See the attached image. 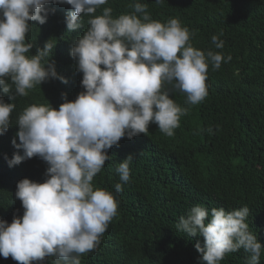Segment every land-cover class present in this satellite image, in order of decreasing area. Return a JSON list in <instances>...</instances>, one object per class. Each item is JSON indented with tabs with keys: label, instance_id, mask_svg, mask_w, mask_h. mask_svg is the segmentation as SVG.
Wrapping results in <instances>:
<instances>
[{
	"label": "clouds",
	"instance_id": "clouds-1",
	"mask_svg": "<svg viewBox=\"0 0 264 264\" xmlns=\"http://www.w3.org/2000/svg\"><path fill=\"white\" fill-rule=\"evenodd\" d=\"M107 3L0 0V92L12 93L10 100L28 96L29 90L49 80L68 82L51 61L56 45L52 39L31 54L33 44L26 42L32 29L29 22L46 23L54 13L46 7L49 4L70 6L69 32L83 27L81 14L89 17L87 30L75 39L69 53L82 73L83 91L74 101L62 93L64 102L58 109L48 102L32 104L16 121L19 144L13 139L12 145L18 151L9 167L33 157L47 164L42 183L24 178L16 185L23 215H14L10 224L0 220V257L10 256L17 264H43L50 256L55 257L53 264H81V257L101 243L117 215V195L130 181L132 155L116 168L121 182L114 192L93 183L111 158L108 150L118 147L122 138L148 133L150 124L173 136L189 109L170 98L167 86L184 93L187 105L200 104L208 96L209 66L219 70L222 61L231 60L230 55L195 48L193 33L179 19L164 23L151 19L147 4L130 5L132 13L115 18L110 7L95 15ZM212 43L217 49L224 47L218 35L212 36ZM15 107L0 98V135L12 124ZM206 131L213 134L211 127ZM249 211L244 206L209 212L196 205L179 218L176 228L189 237H203V246L194 245L203 264H220L241 248L250 253L246 264H259L262 246L246 223Z\"/></svg>",
	"mask_w": 264,
	"mask_h": 264
},
{
	"label": "trees",
	"instance_id": "trees-1",
	"mask_svg": "<svg viewBox=\"0 0 264 264\" xmlns=\"http://www.w3.org/2000/svg\"><path fill=\"white\" fill-rule=\"evenodd\" d=\"M135 3L147 4L151 19L167 22L177 18L193 36L197 49L231 56L221 62L219 70L208 68V96L197 105H187L186 95L170 85V98L188 114L180 117V126L169 137L155 124L148 133L132 139L122 138L119 145L108 150L111 157L94 178L101 188L115 191L120 183L116 168L132 155L130 181L122 185L117 195V215L109 223L99 246L81 257V264H203L194 245L203 246V237H189L176 228L181 216L191 207L224 208L226 211L249 208L246 223L257 235L262 246L259 264H264V0H108L113 17L130 14ZM54 10L46 23L29 22L31 31L26 42L32 43L31 54L43 49L52 39L56 43L51 61L60 80H49L32 90L26 97L0 98L15 103L10 114L12 124L0 135V220L12 222L22 216L21 202L16 199L17 183L27 178L42 183L47 164L33 157L9 167L8 161L18 150L13 147L23 110L32 104L48 102L53 108L64 101H74L83 91L82 73L70 57L77 37L87 30L88 16L81 18L83 27L69 32L66 17L72 11L67 4H49ZM223 33L222 36L219 34ZM218 35L224 47L217 49L212 36ZM14 92V89H13ZM218 126V127H217ZM212 128L213 134L206 130ZM19 154H23L22 150ZM250 253L240 250L229 253L220 264H246ZM47 257L43 264H53ZM0 264H17L10 256L0 257Z\"/></svg>",
	"mask_w": 264,
	"mask_h": 264
}]
</instances>
